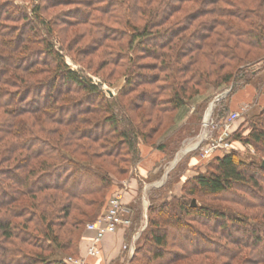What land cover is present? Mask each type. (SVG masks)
Wrapping results in <instances>:
<instances>
[{"label":"trees","instance_id":"obj_1","mask_svg":"<svg viewBox=\"0 0 264 264\" xmlns=\"http://www.w3.org/2000/svg\"><path fill=\"white\" fill-rule=\"evenodd\" d=\"M78 1L84 7L73 14L78 22L92 9L110 20L120 5L133 17L112 20L130 27V55L122 54V44H109L118 42L111 34L118 29L108 24L90 50L102 48L104 64L127 56L125 80L113 96L54 48L39 16L43 5L29 13L14 0H0V264H66L65 254L78 255L85 223L140 160L138 142L152 146L165 124L159 133L166 135L180 107L206 85L231 83L213 109V119L223 123L231 92L249 82L235 85L237 73L264 60V0ZM142 57L151 62L145 66ZM144 68L157 72L141 73ZM138 87L145 89L139 104L121 100ZM210 99L194 108L197 115ZM140 108L144 114L135 121ZM248 123L246 134L232 130L229 151H215L205 172L183 180L182 196L160 195L163 185L149 195L147 223L129 264H171L207 253L230 264L264 263V166L245 160L234 145L251 144L264 156V106ZM167 145H156L164 160L176 151ZM209 197L259 211L240 216ZM192 198L198 203L191 205ZM240 247L249 249V259L239 258Z\"/></svg>","mask_w":264,"mask_h":264},{"label":"rangeland","instance_id":"obj_2","mask_svg":"<svg viewBox=\"0 0 264 264\" xmlns=\"http://www.w3.org/2000/svg\"><path fill=\"white\" fill-rule=\"evenodd\" d=\"M14 2L22 6L29 13L31 12L30 8L36 3H40V5H43L42 11L41 12L39 11L40 18H43L44 20L43 27L48 28L49 26L48 29L51 32L50 38L54 45V48L59 50V52L64 56L65 62L71 68L77 70L79 73L90 77L93 82L100 83L103 91L106 93L108 97L115 95L117 91L120 90L125 80V77H126L125 75L126 67L127 65H129L127 56L130 55V52H133L131 49L130 50L126 49V43H127V40L129 39V37L127 36V32L131 30H130V27L128 29L126 25L124 26L123 22L122 24L118 25V23L112 20L120 21V18H121V21L123 20L125 22V17L126 18L128 17L130 18V21H133V17H131L130 12L127 9H124L125 5L123 8V14L121 12L122 5H120L119 7L120 12L118 14H116V11L114 8L113 13L110 15L111 16L110 20L106 19V17L102 14L99 15L98 12L95 13L94 9H92L90 10L91 13L89 16L84 18L81 22L80 21L78 22L72 17L74 16L73 14L74 12H76V10L84 9V7H82V4L79 3L82 1H78V0H14ZM101 20L104 23H101ZM134 21L135 23L140 24V22H142V19H138V20L134 19ZM107 24L118 29V30H115L117 32L111 33L112 35L115 33L117 34L118 42L116 43L111 42L109 44L110 45L116 44L114 46L115 49H117L118 45L121 46L122 44L121 52L124 55L126 51L127 56L123 58V55L120 54L122 58H119L117 56V59L114 63L107 62L106 64H104L102 61V59H104L102 48H100L99 50H95V52L90 51V50H93V44H95L94 39L98 38L99 32L101 31V28H102L101 26H104ZM110 26L108 27L112 28ZM134 46L135 44H133L132 46L133 48H135L134 53L137 52L138 54H141L140 51H138L137 47H134ZM128 51L130 52L128 53ZM112 56L113 57H110V60L115 57V55H112ZM140 62H143L144 65L146 66L148 62H151V59L147 57H142L140 59ZM140 72L141 73L146 72L145 74L151 75L157 71L144 68ZM256 73H258V75L255 77ZM263 78H264V60H261L258 64L257 63L251 64L249 67L242 69L239 73H237L235 85L236 84L239 85V83H241L244 80L254 81V83H259L263 81ZM230 87H231V83L222 84L217 87L206 85V87L200 90L201 92L198 95H193V97L187 100V103H185L182 107H180L178 112L175 114V117L173 118V120L175 121V126L172 129L168 130L166 135L164 134L165 136L162 135V133L160 135L159 132H162V129L166 126V124L161 126V128L156 133L157 135L155 134L157 137L155 136V139H153L154 144H152V146L146 145L144 144V142L140 140L138 142L139 149H140V145L149 146V147L158 149L157 148L158 146L156 145L164 143V144H168L167 146L169 148H174L175 150L177 149V152L174 154L175 156L179 151L181 153V150L182 149L184 150L185 146L191 140H193L197 136V134L200 132L202 128L201 123H202L204 113L207 110L209 103L213 100L214 96L222 93L225 90H230ZM142 88L143 87H138L135 91H131L130 93L121 96V100L123 102H127L130 99V102L134 103V105L139 104L138 95L143 92L142 90H145ZM238 90L235 89L233 92H231L230 95H234V93ZM189 92L191 91H188L187 93ZM135 96L137 97L134 98ZM208 97L209 98L211 97V99L207 102V104L205 103L206 106L202 114L200 116L197 115L196 110L198 109L199 105H201L204 102L205 98H208ZM216 102L217 101L213 103L211 110H210V117L212 116V118H214L213 109H214ZM263 106H264V103L261 106L252 105L251 107H248V109H246L242 114H240V116L233 122L232 129L233 130L235 129L237 131L242 132L243 134H246L247 128L249 126L248 122L250 118L259 115ZM194 108H197V109L194 110ZM229 112H230V106H229ZM135 114H138V115H134V120L139 121L140 116L144 114V109L140 108L138 111H136ZM184 116H186L185 120L181 121V119ZM166 119L168 122H170L169 117H166ZM188 120H192V127L195 126V128H198V132L195 134V136H193L194 135L193 132L188 131L189 130ZM154 124H155V121L153 120L151 123L148 124V128L153 127ZM178 139H179V144L177 146H174L173 144L174 141ZM236 142L234 141L235 148L236 149L238 148L240 155L244 157L245 160L258 162L261 166H264V156L258 153L251 144L243 143L239 141H236ZM180 153L179 155H181ZM185 154L179 157L178 160L180 161L176 163V165H173L174 167L172 166V169L169 168L171 170L169 171L170 173L167 176L166 181L163 184L164 189H162V193L157 192L158 194L159 193L160 195L164 194V192H167L170 189L172 182L177 180L178 178L177 176L182 172L184 162H186L185 160H187V158L189 159L192 157V175L191 176L196 175L198 172H205L208 169V166H209L208 163L210 162L211 158H206V159L200 158L194 146L192 147L191 150L188 151L187 155ZM168 165L169 163L167 164L165 163V166H168ZM263 183L264 181L262 182V184ZM263 188H264V184H263ZM169 194H177V193L167 192L166 196H168ZM178 195L182 196L183 194L180 191ZM227 195L231 196V193L226 194V196ZM192 199H194L196 204L198 203V200L196 198H192ZM205 200H209L210 202H212V204L213 203L225 204L229 206L233 212L238 213L240 216H244V214L251 215L253 214V212L256 213L259 211L257 208H246L238 204L230 203L228 201L226 202H223L222 200L218 201L217 199L215 198L213 199L211 197L206 198ZM88 221H91V219L87 220V222ZM197 226L200 230H202V232L205 235H209L211 237L214 236V232L210 231L211 229L208 230L207 227H204L203 225L201 226V224H198ZM141 233H140V237L142 235ZM168 250H172V249H170L169 247ZM238 252H240L238 253L239 258H242V259L244 258V260L250 258L249 249H247V247H240ZM68 256H72V254H65L64 262ZM202 258L203 259H201V257L199 256L192 255V257L188 259H181L171 264H197V263L199 264H220V263L230 264L229 261L225 257H221V256L215 257L213 253H207L206 255H203ZM206 258L207 260L210 261V263L207 262ZM203 262H206V263H203ZM257 264H264V263H257Z\"/></svg>","mask_w":264,"mask_h":264},{"label":"crops","instance_id":"obj_3","mask_svg":"<svg viewBox=\"0 0 264 264\" xmlns=\"http://www.w3.org/2000/svg\"><path fill=\"white\" fill-rule=\"evenodd\" d=\"M257 75L258 73L255 74V77ZM263 103L264 78L259 83L249 81L236 91L229 102L230 112L237 110L242 105H246L248 108L252 105L261 106ZM185 118L186 116L181 121H184ZM195 142L196 137L185 146L187 149H182L183 153L179 157L185 153L187 155L190 147H193ZM140 152L141 158L130 169L128 176L116 180L111 189V194L118 193L120 195L125 214L130 218L131 223L129 226L118 225L114 232L104 235L99 244L100 254L96 257H89L91 264H129L134 246L147 223L149 195L154 191L160 192V187L166 181L172 166L180 161L178 158L177 162H173L177 149L172 157L165 160L163 159L164 153L156 148L140 145ZM185 161L182 172L177 176V180L172 182L168 193H180L181 183L186 177L192 175V157L187 158ZM165 163H169V167L165 166ZM160 170H162L161 173H159ZM92 236L93 232L84 228L79 240L78 255L76 256L86 254V248L91 243Z\"/></svg>","mask_w":264,"mask_h":264},{"label":"built area","instance_id":"obj_4","mask_svg":"<svg viewBox=\"0 0 264 264\" xmlns=\"http://www.w3.org/2000/svg\"><path fill=\"white\" fill-rule=\"evenodd\" d=\"M247 108L246 105L230 112L223 123L216 122L210 113L203 116L201 130L196 136L194 148L202 159L208 158L215 151H229L232 148L231 132L233 122ZM192 147L189 149L191 150ZM125 208L118 193L111 194L101 212L95 219L85 224V229L93 232L91 243L86 248L84 256H68L65 259L67 264H91L89 257H96L100 254V241L107 233L114 232L118 225L129 226L130 218L125 214Z\"/></svg>","mask_w":264,"mask_h":264},{"label":"water","instance_id":"obj_5","mask_svg":"<svg viewBox=\"0 0 264 264\" xmlns=\"http://www.w3.org/2000/svg\"><path fill=\"white\" fill-rule=\"evenodd\" d=\"M228 91H229V90H225V91H223L222 93H220V94L214 96L213 100L209 103V106H208L207 110H206L205 113H204L205 116L208 115L207 112L210 113V110H211V107H212L213 103H214L215 101H218V100H220L221 98H223V97L228 93ZM179 153H180V151H179V152L176 154V156L174 157V160H173L174 163H175V162L177 161V159L179 158ZM195 204H196V203H195L194 199H192V200H191V205H195Z\"/></svg>","mask_w":264,"mask_h":264},{"label":"bare ground","instance_id":"obj_6","mask_svg":"<svg viewBox=\"0 0 264 264\" xmlns=\"http://www.w3.org/2000/svg\"><path fill=\"white\" fill-rule=\"evenodd\" d=\"M207 114L209 115V113H208V112H207ZM187 147H188V146H187ZM185 148H186V147H185ZM185 148H184V150H185ZM190 148H191V147H190ZM186 149H187V148H186ZM181 153H183V150H181ZM181 153H180V154H181Z\"/></svg>","mask_w":264,"mask_h":264}]
</instances>
